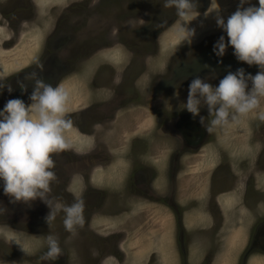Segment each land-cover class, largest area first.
Wrapping results in <instances>:
<instances>
[{
	"label": "rangeland",
	"instance_id": "374dc122",
	"mask_svg": "<svg viewBox=\"0 0 264 264\" xmlns=\"http://www.w3.org/2000/svg\"><path fill=\"white\" fill-rule=\"evenodd\" d=\"M7 1L0 0V60L10 64L11 59L17 58L15 61L19 65L14 70L9 67L10 71L0 76V83L5 85L0 94V110L8 100L14 99L12 91L6 92V99L2 97L8 84L15 90V99H22L20 94L24 91L19 83L32 94L35 79L30 77L35 72L45 84L53 87L61 84L69 92L66 115L72 119L73 126L80 122L83 130L90 131L95 125L98 128L95 154L91 151L89 156L77 157L65 150L52 157L56 179L51 182L50 196L66 205L82 198L85 202L84 227L78 228L75 236L67 232L63 212L49 227L45 217L50 209L42 200L14 201L1 188L0 207L6 211L0 215V264H162L172 260H178V264H215L216 261L219 264L217 258L226 250L224 245L228 237L238 232L245 240L237 253L239 264H251L254 259L264 263V238L259 239L257 250L253 247L257 230L264 225L260 219L264 216V174H254L257 185L249 186L253 172L240 170L236 189L227 173L217 185L210 183L215 175L213 172L220 165L218 145L231 148L243 140V136L237 133L233 140L218 138L213 148L207 149L209 156L205 165L198 170H179L176 180L168 170L172 151L184 146L183 130L178 132L175 125V134L167 136L162 131L157 133L155 126L168 125L173 117L168 114L171 110L184 113L176 106L186 103L188 97V92L181 93L178 88L165 95L162 90L172 88L174 82L170 80V84L160 79L168 72L173 53L180 52L183 47L178 43L182 41L176 35V24L170 27L175 8L165 7V0H34L36 7L31 11L27 0H20L17 8H13L11 19V13L5 8ZM199 1L196 10H206L211 2L213 16L206 18L197 14L188 23L190 29L199 27L198 23L204 20H216L218 12L227 21L240 6V0ZM249 6L258 7V0L243 5L244 8ZM25 16L27 19L23 18ZM129 17L137 19V24L125 29L128 41L122 38L124 31L120 28L122 21ZM20 18L27 23L19 28ZM78 20L85 23L84 26H79ZM149 26L156 30L153 36L159 33L158 41H144L149 35ZM136 28L139 29L132 34ZM138 32L143 35H137ZM55 35L67 37L60 41L62 45L68 42L74 45L67 53L78 52L74 61L79 63L77 72L73 73V59L68 73L61 63L56 68L49 66L41 70L38 67L46 52V40L54 41ZM78 35L80 41L76 48L74 39ZM10 38L16 40L14 49L4 50L3 44ZM36 45L39 54L32 61H25ZM132 64L127 84L114 88L115 81L122 79ZM140 72L144 76L137 82L141 88L135 93L131 85ZM182 83L180 80L178 86ZM155 91H161L158 100L162 105L156 102ZM122 93L127 96L130 107L120 110L117 119L110 121ZM260 101L264 103V98ZM261 113L264 109L257 114ZM255 118L260 120L259 115ZM260 127L255 141L264 143V122ZM140 132H144L142 136L146 138L145 152L132 146L140 139L137 136ZM65 136L73 145V152L82 154L89 150L92 140L81 136L74 128ZM260 143L255 145V152L262 149ZM189 153H193V149ZM152 156L159 162L151 159ZM139 161L155 164L158 170L155 181L151 170L140 169L136 163ZM260 167L264 168V164ZM246 182L249 183L247 189L242 187ZM258 187L263 193L255 191ZM245 192L247 198H244ZM172 195L177 198V204L183 206V218L178 216L176 220L174 217ZM218 207L222 216L217 213ZM221 220H224L223 227ZM49 234L55 235L60 243L61 255L55 261L42 259L48 250L46 237ZM141 250L143 254L137 259ZM191 255H195L192 260ZM222 261L220 264H224Z\"/></svg>",
	"mask_w": 264,
	"mask_h": 264
},
{
	"label": "clouds",
	"instance_id": "9594fccd",
	"mask_svg": "<svg viewBox=\"0 0 264 264\" xmlns=\"http://www.w3.org/2000/svg\"><path fill=\"white\" fill-rule=\"evenodd\" d=\"M246 3L250 0H240V6L227 22L217 13V26L227 34L228 40L221 36L213 51L222 57L227 47L232 46L238 61L258 65L260 71L255 76L245 75L242 68L229 72L218 86L197 77L189 84L187 102L180 105L181 110L186 109L193 116L199 115L201 106L206 105L212 118L205 124L201 117V123L208 133L239 123L242 117L258 109L260 99L264 98V0H258V7L244 8ZM165 7L175 8L176 35L181 41L191 43L195 29H190L188 23L198 14L195 0H165ZM38 67L42 70L43 65ZM30 78L35 79L32 102L26 105L21 99H11L0 110V181L4 194L14 201L42 200L50 209L45 217L49 227L63 212L65 230L75 236L77 229L85 225L84 200L66 205L50 196L51 182L56 179L53 154L73 147L65 136L73 127L72 119L66 115L69 92L61 84L56 87L45 84L35 72ZM4 87L0 83V94ZM21 88L26 90L23 84ZM8 91H12L11 87ZM259 119L264 121V113ZM5 211L0 207V215ZM46 241L48 250L42 259L55 261L61 255L59 240L49 234Z\"/></svg>",
	"mask_w": 264,
	"mask_h": 264
},
{
	"label": "flooded vegetation",
	"instance_id": "af4514ba",
	"mask_svg": "<svg viewBox=\"0 0 264 264\" xmlns=\"http://www.w3.org/2000/svg\"><path fill=\"white\" fill-rule=\"evenodd\" d=\"M19 1L20 0H8L7 1L8 3L5 8H7L8 12L11 13V19L13 18V15H12V12L14 11L13 8L15 7L17 8ZM27 1H28L27 4L29 5L28 7L31 8V11H32L33 8L36 7L35 2L34 0H27ZM195 2L198 3L200 1L195 0ZM208 6L209 8L207 7L206 10H202V11L197 10L198 14L202 16L205 15L206 18H212L213 15L210 14L211 2H209ZM219 7H220V11H222L223 10L222 4ZM209 14L210 16H208ZM219 15L224 18L222 14H219ZM171 16H173V18L170 21V24H171L170 27L176 24L178 21V17L175 15V11L171 13ZM23 18L27 19L26 16ZM23 18H20L19 20V23L21 24L19 28L22 27L25 23H27V21H22ZM84 24L85 23L79 21V26H84ZM131 24H137V19L129 17L126 20L122 21L121 23L122 26L120 30L121 32L124 31L122 38H125L126 40L129 39V36L125 29ZM153 24H155V22ZM198 24L200 25L199 27L193 28L195 29V35L192 37L191 43L187 41H182V43L178 42L183 47L181 48L180 52L173 53L172 57L170 58L171 60L168 66V72L160 76V79L168 81L169 83H170V80L174 82V84L172 85V88L162 90V92L165 93V95L167 93H168L167 95H170L173 92V90L176 88H178L177 91L181 93H185V92L187 93L189 91V84L191 83L193 79L197 77L205 80L206 82L212 84L213 86H218L220 80L223 79L229 72L234 73L238 69L242 68L245 71V75L251 74L252 76H255L260 71L258 65L250 66L246 62L238 61L235 55L233 54L234 48L232 46L227 47L226 52L222 57L216 56L213 51V47L221 36H224L225 41L227 42L228 40L227 34L221 28L217 26L216 20H212V21L204 20L202 22H199ZM156 26L157 24H155V27ZM10 29L14 31L13 27H10ZM137 29L139 28H136L131 33L135 34ZM148 29H149L148 31L149 35L147 36V38H144V41L146 42L150 40L155 41V42L158 41V38L160 36L159 33L153 36L156 30L151 29V26H149ZM142 33H143V30H142ZM142 33L138 32L137 35H140ZM51 37L52 35L47 37V39H50ZM70 37L68 38L69 41H70ZM62 39L65 40L67 39V37H60L59 35H55L53 39L54 41L51 42L50 40H46L47 41L45 44L46 52H45L44 57L40 60V63L43 65V68H46L49 66H52V68L53 67L56 68L57 64L61 63L64 66L65 73H68L71 69L72 65H70V63L73 59V73L77 72L79 63L78 62L74 63V61H76L75 56L77 55L78 52L75 54L74 53L72 54L71 52L67 53V51L71 50L74 47V45L73 44L70 45L69 42L66 43L65 45H62L60 43ZM14 40L15 38H10L8 41H6L3 44V46H6L4 47L5 48L4 50H7V51L13 50L14 49L13 44H15ZM74 41H75V46L77 48L79 44L78 41H80V36L78 35V38H75ZM7 42H9L8 45L6 44ZM57 49H59L58 54L56 53ZM15 60L13 61L11 59L10 64H7L3 59L0 60V76H2L3 73L5 72L10 71L8 69L12 68V70H14V68L18 67L19 64H17ZM31 63L32 62H29V65H31ZM6 66H8V68ZM133 67L134 65L132 64L131 67L127 68L122 79L115 81L117 86L114 88L119 89L121 86H125L127 84V79H129V76L133 70ZM143 76L144 75L141 74L140 72L138 75H136L133 78V83L131 87L135 93H137V90L141 88L137 86L138 85L137 82ZM17 77L18 76H15V80H17ZM66 79L67 77H65V79L63 80L65 81ZM63 80L62 82H64ZM180 80H183L184 83L178 86V84L180 83ZM14 84H16V86L18 85L16 82ZM248 84H249V88H251V81H248ZM20 86H21V83H19V88ZM9 87H11V85L8 84V86L5 89V93H3L2 95V97L5 99L7 96L6 92L8 91ZM117 91H120V90H117ZM160 93L161 91L154 92V95H157L156 102H159L158 105L163 104V102H160V100H158V97L161 96ZM12 95H13V98L15 99L16 93H15V90H13V87H12ZM30 96H31V93H27L25 90L20 94V97L22 98L21 100H23L26 105L32 102L30 100ZM127 101H129L127 100V96H125L122 93L121 100L119 101V105L116 109V112L110 119V121H114L115 119H117L118 113L120 110L127 109L128 107H130L129 102L127 103ZM172 104L174 105L175 103H172ZM180 105L181 103L178 106H176V108L180 109ZM164 108L166 107L164 106ZM263 109H264V103L260 101V107L250 112L247 116L242 117L239 123L232 124L224 128H217L212 133H208L205 126L201 123V117H204L205 124H207L209 120L212 118L209 116L207 106L202 105L199 115H196V116H193V114L188 112L186 109L182 110L184 111V113L177 112L174 110L169 111L168 114L170 116H173L170 123L168 125L167 123L166 125L165 124L162 125V123L158 124V126L157 125L155 126L156 128L155 130H157V133H159V131H162L167 136H172L173 134H175L174 126L176 125L178 132L183 130V134H184V146H183L184 148L183 147L179 148L180 149L179 151L178 149L177 150L174 149L171 153L169 167H168V170H170L169 172L170 173L172 172V174L170 175H172V177H174V179L176 180L179 175L178 173L179 170H183V169L198 170L202 168L205 165L206 161L208 160L206 157L209 156V151H207V149H209V146H212L213 148V145L218 141L217 139L220 137H227V139L233 140L236 137L237 133H239V135L243 136V140H239L236 144L231 145V148L229 145L225 147V146H222L221 144L219 145L218 143L216 144L220 146V151H219L220 165L213 172L217 176L216 180L214 181V177H215L214 175L213 178H211L210 183L213 186L214 184L217 185V182L220 179L227 177L226 176V173H227L228 177L234 180V183L232 184L233 186L232 185L231 186L236 189L238 188V185L240 183V176H238V172L240 170H243V171L253 172V175L250 177V180H249L250 182L252 181V183L249 185L247 181L246 182L247 184L246 185L243 184L242 187L247 189L248 185L252 186L253 183L257 185V181L255 179L254 174L256 173L264 174V168L260 167L261 163L264 164V143L255 141V138L259 135L258 133H260V130H261L260 125H262L264 121L260 122L261 120H256L255 116L260 115L257 113L262 112ZM80 113H82V111ZM79 123L80 122H77V124L75 123L76 125H74L72 128H74L76 132H79L81 136L85 138H90L92 140L91 145L89 144V150L83 152L82 154H77L76 152H73V150L71 149L67 150V152L72 151V153L76 155L77 157L89 156L91 154V151L92 153L95 154V151L97 150V148L95 149V145H96L95 134L97 135L96 128H98V126L96 127L95 125L92 128H90V131H87V130H83V128L80 127ZM230 130L232 131L230 132ZM143 133L144 132H140V134L137 135L139 136L138 138L140 139H137V142L133 144L132 146L135 147L136 145V147L138 148L140 147L143 150V152H145L146 138L145 136H142ZM233 134H235V136H233ZM263 142H264V137H263ZM259 143L261 144L262 149L260 151L255 152V149H254L255 145ZM102 145H105V144L102 142ZM233 146H237V147L232 148ZM192 149H193V153H189L190 150ZM107 152L110 153L109 150H107ZM151 159H154L155 161H157L156 156H152ZM201 162H203V164ZM136 163L138 164L140 169L144 168L147 170H151L154 176V181L156 180V178H158V170L156 169L155 164L150 163V162L149 163L144 162V161H139ZM154 181H152L151 187H153ZM70 187L71 186H69V189ZM1 188H3L2 181H0V189ZM258 190L263 193L260 187L255 189V191H258ZM69 194L72 195V192ZM247 197H248L247 192H245L244 198H247ZM170 200H171L170 202L172 203V207L176 210V212H174V217L176 218V220L178 216H181L183 218L185 215V213H182L183 206L182 205L180 206L177 204L178 200L175 197V195H172ZM178 209L180 211H178ZM217 213L220 216L223 215L219 207L217 208ZM263 217L264 216H261L260 218L262 221H264ZM221 221L223 222L222 223V227H223L224 220H221ZM257 231L258 232L255 237L254 246H253L256 248L255 250H257V248L259 247V242H258L259 239L262 237L264 238V225L259 227ZM261 234H263V236L260 237Z\"/></svg>",
	"mask_w": 264,
	"mask_h": 264
},
{
	"label": "crops",
	"instance_id": "0c3cea01",
	"mask_svg": "<svg viewBox=\"0 0 264 264\" xmlns=\"http://www.w3.org/2000/svg\"><path fill=\"white\" fill-rule=\"evenodd\" d=\"M234 192H232L233 194ZM237 194V193H235ZM234 194V195H235ZM233 196V195H231ZM247 213L245 214V217H247ZM249 217V216H248ZM224 226V225H223ZM238 232V230H237ZM241 232L235 233L234 235L228 237V241L227 243L224 245L226 246V250L225 251H221L220 255L218 256L217 260L219 262V264L221 263L222 260H224V264H239L240 262V258H237V253L238 251L241 250V246H243L244 244H242L243 240V236L242 234H240ZM246 237V236H245ZM148 249V248H147ZM168 250H171V248H167ZM175 249V248H174ZM143 254V251L141 250L139 255L137 254V259L140 258V256ZM176 254L179 255L178 250H176ZM180 256V255H179ZM195 255H191V260L194 258ZM237 260V261H236ZM181 262V261H179ZM217 262V261H216ZM215 262V264H216ZM223 262V261H222ZM162 264H178V260H176L175 262L172 260L170 262H162ZM251 264H264L262 261H259L258 259H254L253 263Z\"/></svg>",
	"mask_w": 264,
	"mask_h": 264
},
{
	"label": "bare ground",
	"instance_id": "6f19581e",
	"mask_svg": "<svg viewBox=\"0 0 264 264\" xmlns=\"http://www.w3.org/2000/svg\"><path fill=\"white\" fill-rule=\"evenodd\" d=\"M63 2V1H62ZM39 41V43H40V40H38ZM35 44H37V41H36V43ZM39 48L37 47V45L35 46V49L33 50V53H30L29 55H27V57L25 58V61H26V59L28 60V59H30L29 61H31V59H33V57L36 55V54H39L38 52H39V50H38ZM35 58V57H34ZM6 67H8V66H6ZM85 98H86V96H85ZM87 100V99H86Z\"/></svg>",
	"mask_w": 264,
	"mask_h": 264
}]
</instances>
